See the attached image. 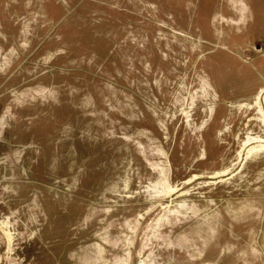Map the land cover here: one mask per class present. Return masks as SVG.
I'll use <instances>...</instances> for the list:
<instances>
[{"label":"rangeland","instance_id":"374dc122","mask_svg":"<svg viewBox=\"0 0 264 264\" xmlns=\"http://www.w3.org/2000/svg\"><path fill=\"white\" fill-rule=\"evenodd\" d=\"M0 264H264V0H0Z\"/></svg>","mask_w":264,"mask_h":264}]
</instances>
